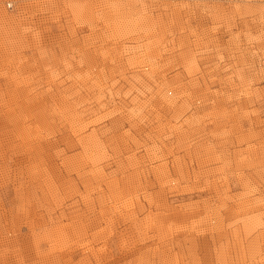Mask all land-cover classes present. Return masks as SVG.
<instances>
[{
	"label": "rangeland",
	"instance_id": "obj_1",
	"mask_svg": "<svg viewBox=\"0 0 264 264\" xmlns=\"http://www.w3.org/2000/svg\"><path fill=\"white\" fill-rule=\"evenodd\" d=\"M0 264H264V0H0Z\"/></svg>",
	"mask_w": 264,
	"mask_h": 264
},
{
	"label": "built area",
	"instance_id": "obj_2",
	"mask_svg": "<svg viewBox=\"0 0 264 264\" xmlns=\"http://www.w3.org/2000/svg\"><path fill=\"white\" fill-rule=\"evenodd\" d=\"M10 6V4H8Z\"/></svg>",
	"mask_w": 264,
	"mask_h": 264
}]
</instances>
